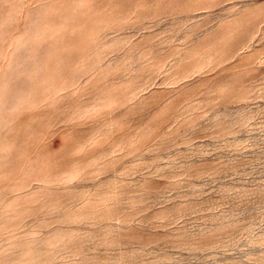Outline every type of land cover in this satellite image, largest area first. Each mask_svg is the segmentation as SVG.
<instances>
[{
    "label": "rangeland",
    "instance_id": "374dc122",
    "mask_svg": "<svg viewBox=\"0 0 264 264\" xmlns=\"http://www.w3.org/2000/svg\"><path fill=\"white\" fill-rule=\"evenodd\" d=\"M0 264H264V0H0Z\"/></svg>",
    "mask_w": 264,
    "mask_h": 264
}]
</instances>
